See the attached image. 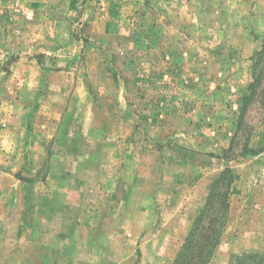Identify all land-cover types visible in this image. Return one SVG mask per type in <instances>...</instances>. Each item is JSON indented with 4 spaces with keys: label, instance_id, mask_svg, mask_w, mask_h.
Returning a JSON list of instances; mask_svg holds the SVG:
<instances>
[{
    "label": "rangeland",
    "instance_id": "1",
    "mask_svg": "<svg viewBox=\"0 0 264 264\" xmlns=\"http://www.w3.org/2000/svg\"><path fill=\"white\" fill-rule=\"evenodd\" d=\"M263 38L264 0H0V264H172L227 168L208 264L264 254Z\"/></svg>",
    "mask_w": 264,
    "mask_h": 264
},
{
    "label": "trees",
    "instance_id": "2",
    "mask_svg": "<svg viewBox=\"0 0 264 264\" xmlns=\"http://www.w3.org/2000/svg\"><path fill=\"white\" fill-rule=\"evenodd\" d=\"M252 72L254 79L249 85V92L244 96L245 103L252 100L258 85H261L264 78V38L261 48L255 53ZM262 93H264V87ZM232 183L233 173L227 168L214 181L207 203L194 220V225L176 253L172 264L209 263L226 227ZM229 264H264V254L247 252L235 255Z\"/></svg>",
    "mask_w": 264,
    "mask_h": 264
}]
</instances>
